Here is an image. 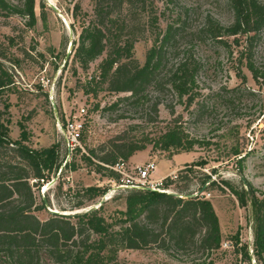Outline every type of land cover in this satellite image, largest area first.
<instances>
[{
	"label": "rangeland",
	"instance_id": "rangeland-1",
	"mask_svg": "<svg viewBox=\"0 0 264 264\" xmlns=\"http://www.w3.org/2000/svg\"><path fill=\"white\" fill-rule=\"evenodd\" d=\"M10 2L20 5L18 0ZM101 10L106 13L99 16L97 12ZM34 12L36 22L30 25L15 13L0 11V53L16 84L14 91L3 98L9 104L10 136L19 140V126L23 125L28 134L25 143L28 147L38 150L56 145L61 160L74 161L78 166L76 171L67 170L61 175L59 172L39 190L34 189L35 202L40 208L34 215L44 221L52 213L80 214L101 202L106 203V215L125 208L123 188L94 165L86 163L80 154L75 151L69 154L65 126L68 119H76L84 125L78 149L85 156L93 151L100 157L118 144L144 147L126 162L125 173L129 176H135L134 167L147 163L156 167L152 180L197 165L199 174L194 175L188 190L177 182L166 186V193L199 192L211 201L219 219L222 247L214 256L201 252H163L151 247L120 252L121 264H206L211 259L214 264H258L254 254L252 208L240 207L228 190L222 193L214 188L200 193L207 183L199 190V179L203 174L216 183L227 180L237 189H245L238 176L236 159L230 155L232 147H237L247 154L242 175L255 195L264 198V84H255L248 71L241 67L247 78L245 87L253 93H244L234 109H227L218 94L240 84L236 77L239 66L221 44L212 41L192 45V53L200 60L201 69L196 81L197 96L189 107L180 104L169 87L148 88L147 98L136 103L125 100L128 93L109 91L107 85L98 83L99 66L106 52L86 70L73 59L84 28L96 25L112 28L110 32L116 34L119 23L125 21L127 29L122 37H133L134 59L143 65L155 34L169 25L181 27L183 40L179 45L184 47L194 39L193 31L209 15L223 26L231 24L234 15L227 1L133 0L121 6L118 0H35ZM111 19L115 23L113 26ZM155 19L158 24L152 26ZM262 61L264 43L257 55V63ZM93 78L97 84L89 83ZM80 107L85 109V115L78 118ZM172 128L199 144L189 151L163 150L157 143ZM92 161L98 163L95 157ZM87 187L105 189V194L87 202L80 198V190ZM78 191L79 196H76ZM77 201H82L86 207L74 210ZM243 253L250 261H245Z\"/></svg>",
	"mask_w": 264,
	"mask_h": 264
},
{
	"label": "trees",
	"instance_id": "trees-1",
	"mask_svg": "<svg viewBox=\"0 0 264 264\" xmlns=\"http://www.w3.org/2000/svg\"><path fill=\"white\" fill-rule=\"evenodd\" d=\"M18 1L20 5L0 0V11L15 13L34 25L35 0ZM118 1L121 6L133 2ZM226 1L234 15L231 24L223 26L209 15L193 31L194 39L184 47L179 45V41L183 40L181 27L169 25L155 34L143 65L134 59L133 37H122V32L127 29L125 21L119 23L116 34L110 32L112 28L103 29L96 25L84 28L73 59L86 70L91 62L106 52L99 66L98 83L107 85L109 91L128 93L129 97L125 100L136 103L147 98L148 88L161 90L169 87L178 102L189 107L197 96L196 81L201 69L200 60L192 53V45L194 42L212 41L221 44L239 66L236 77L240 84L223 89L218 94L227 109H234L244 93H253L245 87L247 78L241 67L248 71L255 84H264V62L257 63L258 48L264 43V1ZM105 13L103 10L97 12L99 16ZM110 23L115 25L112 19ZM151 24L157 26V20ZM174 58L176 61L173 62ZM2 60L5 59L0 53V264H121L119 254L128 250L156 247L163 252H201L214 256L221 249L219 219L211 201L200 196L199 192H196L197 196L188 198L186 196L195 193L173 195L145 189H123L124 210H114L106 215V203L101 202L97 209L88 212L74 216L52 213L46 220H39L34 215L40 209L35 202L34 189L39 190L43 183L59 172L61 175L67 170L76 171L78 166L74 161L61 160L56 145L38 150L28 147L25 144L28 134L23 125L19 126L20 139L11 138L9 104L3 98L14 91L16 84ZM89 83L97 84L94 78ZM197 144L198 141L188 140L187 136L172 128L160 137L157 146L165 151H189ZM142 150L143 146L118 144L100 157L93 151L85 156L78 148L75 153L120 186L124 185L121 175L110 167L127 162L134 153ZM230 155L236 159L239 174H243V161L247 154L232 147ZM92 157L98 163L94 164ZM197 167L192 165L180 170L176 181L164 179L162 189L178 182L188 190L194 175L199 174ZM209 180V176L201 174L199 190ZM214 188H219L222 193L230 191L240 207L252 208L255 220L254 254L257 263L264 264V198H258L250 185L249 195L246 189L242 187L239 190L227 180L220 183L212 181L204 191ZM80 191V198L87 202L105 194V189L99 187H87ZM85 207L82 201L73 206L74 210ZM243 257L245 261H250L246 253ZM206 264H214V259Z\"/></svg>",
	"mask_w": 264,
	"mask_h": 264
},
{
	"label": "built area",
	"instance_id": "built-area-1",
	"mask_svg": "<svg viewBox=\"0 0 264 264\" xmlns=\"http://www.w3.org/2000/svg\"><path fill=\"white\" fill-rule=\"evenodd\" d=\"M85 115V109L80 107L77 111V117H83ZM84 129V125L81 121L76 119H68L65 126V140L68 148L69 154L75 151L76 148H80L81 134ZM111 170L121 175V183L124 185H118L123 189H151L152 191H157L161 193H166L167 191L162 189V182L164 179L168 178L171 181H176L178 174L176 172L171 173L167 177L160 180H152V175L156 171V167L153 163H147L146 165L136 166L133 168L134 177L127 175L126 162H119L114 167H110ZM126 178V181L124 179Z\"/></svg>",
	"mask_w": 264,
	"mask_h": 264
},
{
	"label": "water",
	"instance_id": "water-1",
	"mask_svg": "<svg viewBox=\"0 0 264 264\" xmlns=\"http://www.w3.org/2000/svg\"><path fill=\"white\" fill-rule=\"evenodd\" d=\"M238 176H239V178H240L241 183L243 184V186L245 187V189L248 191V194L250 195L251 193H250V191H249V185H248L246 179L244 178V176H243L242 174H238ZM212 181H213V180H209V181L207 182V185H208L209 183H211ZM205 187H206V186H204V187L200 190V193L204 192ZM145 190H151V189L147 188V189H145ZM151 191H152V190H151ZM172 194H173V193H172ZM197 194H198V193H195V194H192V195H189V196H186V197H188V198H189V197H195V196H197ZM173 195H176V194H173ZM181 197H184V196H181ZM100 205H101V203H100L97 207L92 208V209H89V210H87V211H85V212H88V211L93 210V209H97ZM76 214H78V213L68 214V215L66 214V216H74V215H76Z\"/></svg>",
	"mask_w": 264,
	"mask_h": 264
}]
</instances>
